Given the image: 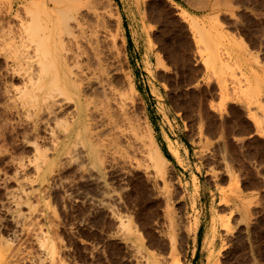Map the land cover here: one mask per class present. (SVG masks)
Wrapping results in <instances>:
<instances>
[{
	"label": "rangeland",
	"instance_id": "obj_1",
	"mask_svg": "<svg viewBox=\"0 0 264 264\" xmlns=\"http://www.w3.org/2000/svg\"><path fill=\"white\" fill-rule=\"evenodd\" d=\"M29 1L0 0V264H143L136 236L119 222L153 225L141 216L157 200L158 185L125 138L121 146L102 138L96 166L74 152L61 156L45 175L30 162L32 143L47 145L48 134L42 109L39 113L15 91L26 82L21 23H28ZM78 4L101 11L109 23L116 59L108 62L120 78L115 86L129 92L128 82L134 84V100L127 103L142 132L149 116L183 182L195 183L200 225H206L213 206L225 216L220 199L238 178L248 210L245 220L235 214L240 221L234 223L232 246L239 253L233 264H264V0L186 3L199 10L200 17L188 14L202 25L200 31L185 21L184 10L175 14L172 0ZM187 25L196 49L191 64ZM227 161L234 177L226 173ZM196 215L187 204L189 223ZM203 238L205 230L195 242L186 238L183 263L215 264ZM230 248L223 246L219 259Z\"/></svg>",
	"mask_w": 264,
	"mask_h": 264
},
{
	"label": "bare ground",
	"instance_id": "obj_2",
	"mask_svg": "<svg viewBox=\"0 0 264 264\" xmlns=\"http://www.w3.org/2000/svg\"><path fill=\"white\" fill-rule=\"evenodd\" d=\"M51 1L53 6L46 0H30L31 7L25 8L29 14L28 23H21L26 31V38L22 43L24 49L21 50V54L23 50L27 51L24 56L27 62L26 82L15 91L20 97L28 99L27 102L37 108L36 110L39 109V113L42 109V113L38 114L41 115V121L48 134L47 145L36 141L32 143L34 155L30 162L33 163L35 172L45 175L56 160L63 155H72L73 152L90 160L92 166H96L101 156L102 138L108 137L120 146L124 140L121 138H125L134 154L143 156L146 161L144 168H151L154 183L158 185L157 200L149 202L141 216L145 223L153 221V225L140 223L136 227L131 225L129 219H121L119 222L124 231L136 236L143 264H187L182 262L186 238L191 236L195 242L197 235L203 230V240L210 246L215 264H233L239 253L232 246L234 223L239 220H236L235 214L239 213L240 220H245L248 210L245 198L241 195L238 178H234V186L220 199L224 202L225 216H219L213 206L206 225H200L195 183L183 182L176 165L171 161V153L158 138L156 127L149 116L146 117V132H142L127 103L128 99L134 100V84L128 82V93L121 90V87L117 88V84L115 86L120 78L117 77L116 70L114 72V68H111L113 62L111 66L108 62L111 58L116 59V56L113 43L109 46L108 37L111 35L109 36L110 33L106 30V18L101 11L99 13L97 9L90 7L91 5L80 7L77 5L79 0H72L73 4L70 6L62 3L71 0ZM194 1L184 0L190 6L201 7L207 3V0H197L195 3ZM182 14L194 29H202L196 17L185 10ZM88 21L93 24L88 26ZM183 42H186L185 39ZM226 157L224 155V159ZM228 165L230 167L226 166V173L230 178L234 177L231 168L233 165ZM187 204L197 213L190 223L187 218ZM148 207L151 210L149 216ZM182 208L185 213L180 215L178 209ZM255 227H252L254 231ZM46 243V238L41 240V245L45 246ZM223 246H231L224 260L218 257Z\"/></svg>",
	"mask_w": 264,
	"mask_h": 264
},
{
	"label": "crops",
	"instance_id": "obj_3",
	"mask_svg": "<svg viewBox=\"0 0 264 264\" xmlns=\"http://www.w3.org/2000/svg\"><path fill=\"white\" fill-rule=\"evenodd\" d=\"M173 5H175V14H177L179 16V14L181 13L182 10H185L187 12H189L191 15L200 17V14H198L197 11H199L198 9H193L190 6H188L184 0H172ZM180 17V16H179ZM193 33L192 31L189 29L188 25H187V60L188 63L191 64L192 62V57H193V53H195V41L193 39Z\"/></svg>",
	"mask_w": 264,
	"mask_h": 264
}]
</instances>
